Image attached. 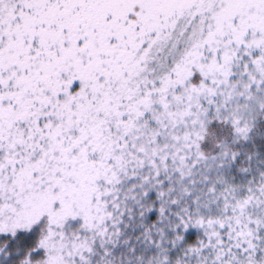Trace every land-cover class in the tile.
Instances as JSON below:
<instances>
[{
  "label": "snow or ice",
  "instance_id": "snow-or-ice-1",
  "mask_svg": "<svg viewBox=\"0 0 264 264\" xmlns=\"http://www.w3.org/2000/svg\"><path fill=\"white\" fill-rule=\"evenodd\" d=\"M0 264H264V0H0Z\"/></svg>",
  "mask_w": 264,
  "mask_h": 264
}]
</instances>
